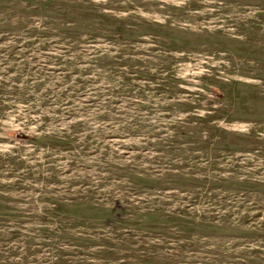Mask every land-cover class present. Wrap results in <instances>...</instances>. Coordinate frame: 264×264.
I'll return each mask as SVG.
<instances>
[{
  "label": "rangeland",
  "instance_id": "rangeland-1",
  "mask_svg": "<svg viewBox=\"0 0 264 264\" xmlns=\"http://www.w3.org/2000/svg\"><path fill=\"white\" fill-rule=\"evenodd\" d=\"M0 264H264V0H0Z\"/></svg>",
  "mask_w": 264,
  "mask_h": 264
}]
</instances>
